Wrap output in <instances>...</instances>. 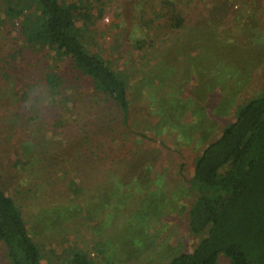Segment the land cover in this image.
<instances>
[{
	"label": "rangeland",
	"instance_id": "obj_1",
	"mask_svg": "<svg viewBox=\"0 0 264 264\" xmlns=\"http://www.w3.org/2000/svg\"><path fill=\"white\" fill-rule=\"evenodd\" d=\"M88 2L94 16L86 29L91 48L127 78L128 126L118 115L111 121L107 99L82 76H72L67 62L57 67L68 72L71 85L63 84L53 100L44 81L51 61L48 52L21 51L17 33L0 26L1 185L23 215L43 264H65L75 249L96 264H167L200 242L189 230L195 197L188 182L195 160L233 121L236 110L263 92L264 0ZM173 11L185 21L180 31L168 27ZM199 34L205 40L202 50L194 38ZM137 42L144 43L143 50H138ZM199 52L217 57L221 67L234 54L240 59L235 58L233 69L238 75L210 85L213 95L201 99L192 94L197 69L205 76V86L219 79L208 74L212 64L208 60L203 58L200 65L204 71L198 62L189 64ZM174 88L179 89L175 99L184 115L178 128L172 122L162 128L161 112L174 99L169 96ZM223 103L231 108L215 123L216 134L207 139L197 131L186 140L189 133L181 130L182 125L192 126L191 114ZM210 118L213 124L214 117ZM87 133L90 146L85 148L90 149L87 155L94 152L93 158L70 164L74 141ZM100 145L102 151L97 149ZM63 212L74 216L65 217ZM100 244L105 246L103 254L97 250ZM0 264H10L1 243ZM219 264L229 260L221 257Z\"/></svg>",
	"mask_w": 264,
	"mask_h": 264
},
{
	"label": "trees",
	"instance_id": "obj_2",
	"mask_svg": "<svg viewBox=\"0 0 264 264\" xmlns=\"http://www.w3.org/2000/svg\"><path fill=\"white\" fill-rule=\"evenodd\" d=\"M88 1L82 4L66 3L63 0H0V26L4 27L5 31L9 29L17 33L16 40L22 44L19 46L21 51L48 52L51 61L47 62L44 81L53 100L59 97L63 84L71 85V79L65 74L68 72L60 71L57 67L59 63L67 62L75 73L72 76H82L96 94H101L107 99L112 109L111 121L118 115L127 127L131 108L127 78L122 72H116L99 52L91 48L92 41L87 36L86 29L91 25L94 16L90 14L92 9L89 8L91 6ZM172 14L168 19L169 29L172 32L184 29L185 21L182 16L175 11ZM79 21L82 22V27L77 25ZM194 38L199 42V50H202L205 41L203 36L194 35ZM137 43L138 50H143L144 43ZM210 45L214 47L213 42ZM1 49L3 46L0 45ZM209 49L215 50L211 47ZM203 58L204 62L208 60L209 65L212 63L208 65V74L213 75L211 79L216 77L219 80L203 85L205 76L198 68V82L192 94L200 99L203 95H213L210 85L215 87L214 84L229 79L230 75H238L233 69L236 60H240L238 55L234 54L231 59H225L226 62L221 67L217 57L212 58V55L199 52L189 64L192 66L193 62H198L204 71L200 66H203ZM200 89L203 90L198 91ZM177 91L179 89L174 88L169 95L174 98L168 102L169 106L166 107L168 103L163 106L162 128L169 122L178 128L179 118L184 115H180L178 111L180 105L178 98L175 99ZM192 94L190 98H193ZM66 99L70 101L69 96ZM191 101L193 103V99ZM198 106L199 104L196 107ZM229 106L223 103L210 110L199 107L196 113L191 114L194 119L192 126L182 125L181 132L189 133H186V140L189 141L197 131L207 139L214 136L217 132L215 123L229 115ZM210 117H214L213 124ZM111 121H108V124ZM101 127L98 131L105 125ZM87 134L84 138L74 141L72 153L68 156L72 157L70 164L83 159L91 161L93 158L94 152L87 155L90 149L85 148L90 146L89 133ZM97 149L102 151V145L97 146ZM136 164L134 163L132 169L137 168ZM181 170L183 171V168ZM188 185L189 192L195 197L189 211V230L192 235L200 238V242L192 252L182 253L167 264H219L221 257L228 259L229 264H264V89L260 95L239 107L233 121L225 125L217 137L207 142V146L194 162L192 178ZM161 197L160 194L159 202L162 201ZM161 205L162 203L159 209ZM63 216L70 218L74 213L66 212ZM137 230L138 228L131 229L132 235ZM134 240H131L130 245L134 246ZM0 243L7 250L10 264H43L39 246L29 235L23 215L14 200L6 195L1 181ZM104 248L102 244L97 250L103 254L106 251ZM65 264L96 263L88 254L75 249Z\"/></svg>",
	"mask_w": 264,
	"mask_h": 264
}]
</instances>
